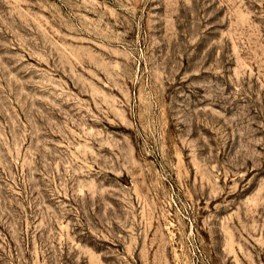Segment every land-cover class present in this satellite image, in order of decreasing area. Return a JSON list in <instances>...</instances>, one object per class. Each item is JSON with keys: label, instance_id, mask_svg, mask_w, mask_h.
<instances>
[{"label": "rangeland", "instance_id": "rangeland-1", "mask_svg": "<svg viewBox=\"0 0 264 264\" xmlns=\"http://www.w3.org/2000/svg\"><path fill=\"white\" fill-rule=\"evenodd\" d=\"M0 264H264V0H0Z\"/></svg>", "mask_w": 264, "mask_h": 264}]
</instances>
